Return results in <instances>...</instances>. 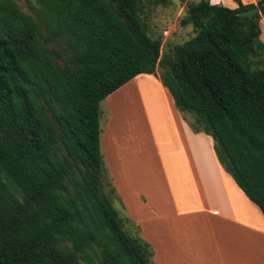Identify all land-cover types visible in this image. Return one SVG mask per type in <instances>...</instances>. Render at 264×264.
<instances>
[{"label":"trees","instance_id":"16d2710c","mask_svg":"<svg viewBox=\"0 0 264 264\" xmlns=\"http://www.w3.org/2000/svg\"><path fill=\"white\" fill-rule=\"evenodd\" d=\"M161 1L37 0V23L0 0V264H154L114 205L99 104L158 67L176 109L211 136L220 165L264 216V0L188 3L180 25L195 37L170 56L141 18ZM54 40L63 63L47 46Z\"/></svg>","mask_w":264,"mask_h":264},{"label":"crops","instance_id":"0c3cea01","mask_svg":"<svg viewBox=\"0 0 264 264\" xmlns=\"http://www.w3.org/2000/svg\"><path fill=\"white\" fill-rule=\"evenodd\" d=\"M209 2L238 6L236 0ZM259 28L264 44V17ZM141 80L155 86L146 92L151 96L145 95L163 102L154 116L148 113L147 134L117 123L119 111L108 102ZM104 101L108 116L101 125L100 148L105 167L128 218L151 245L154 264H264L261 210L220 165L211 136L195 132L189 125L192 116L176 109L160 79L138 74Z\"/></svg>","mask_w":264,"mask_h":264},{"label":"rangeland","instance_id":"374dc122","mask_svg":"<svg viewBox=\"0 0 264 264\" xmlns=\"http://www.w3.org/2000/svg\"><path fill=\"white\" fill-rule=\"evenodd\" d=\"M13 1L20 8V10L31 15L36 20V22L39 23L40 19L37 16V7H38L37 0H13ZM191 2H195V0H179L178 3H176L175 0H162L159 3H151V4L146 3L143 11L141 12V18L147 27L148 35L152 38L161 39V55L170 56L173 52L174 46L180 44V42L178 41H183V42L185 41L183 39L182 33L184 32V29H186L188 25L181 26L180 19L185 14L187 4ZM43 32L46 33V30L44 28H43ZM186 34L189 37L192 36V33H186ZM47 46L58 51V53L61 55L58 61L60 63H63L65 55L59 43L54 40L51 41ZM260 52L262 54V57H264V51H260ZM252 58L254 59L255 62L253 66L254 67L260 66L256 62L257 60H259L260 57H252ZM161 71L162 69L158 67L156 70V75L154 74L153 75L156 78H159ZM154 87L155 86L153 85V83L145 82L141 80L139 82H134L131 86H129V88L121 90L113 99L111 98L108 101L109 105L113 106L114 104L119 111V112L115 111V115H116L115 121L119 124L124 123L125 126L128 128L133 127L137 129L140 134L141 133L147 134L148 123L145 124L144 122L148 121L149 118L148 113L150 112L151 114L153 111L152 116H154V112L156 111L158 112L161 109L159 104L163 103L158 98L151 99L145 95V93L146 92L149 93L150 90L154 91L155 90ZM148 93L146 94L151 96ZM111 101H113V103ZM99 108H100L99 122H100V126L102 125V129H103L105 120L108 116V112L106 110V105L104 100L100 102ZM191 120L192 118H189V121ZM144 149L146 154L148 152L146 151L147 148ZM110 180L118 197V200L116 198L114 199V205L118 210L124 229L127 232L133 230L138 231L137 235L141 237V233L139 232V229H136V227L134 226V222L128 218L125 209H123L124 206L122 204L123 202L121 200V196L118 194V191L116 187L113 185L111 178ZM127 198L130 202L132 201L130 195ZM80 264H85V263L81 261Z\"/></svg>","mask_w":264,"mask_h":264},{"label":"clouds","instance_id":"9594fccd","mask_svg":"<svg viewBox=\"0 0 264 264\" xmlns=\"http://www.w3.org/2000/svg\"><path fill=\"white\" fill-rule=\"evenodd\" d=\"M175 2L178 3L179 0H175ZM195 2L198 4L199 3V0H195ZM181 11H182V9H181ZM186 33H192V37L191 38H194L195 37V32H194V29H193V25L189 24L186 27V29H184V32L182 33L184 40L189 39V36ZM178 42L183 43V41H178Z\"/></svg>","mask_w":264,"mask_h":264},{"label":"water","instance_id":"95a60500","mask_svg":"<svg viewBox=\"0 0 264 264\" xmlns=\"http://www.w3.org/2000/svg\"><path fill=\"white\" fill-rule=\"evenodd\" d=\"M257 12H258V7H257V5H255L254 7L240 11L237 14H238V16H252Z\"/></svg>","mask_w":264,"mask_h":264},{"label":"snow or ice","instance_id":"6c2138e0","mask_svg":"<svg viewBox=\"0 0 264 264\" xmlns=\"http://www.w3.org/2000/svg\"><path fill=\"white\" fill-rule=\"evenodd\" d=\"M214 2H219V0H214Z\"/></svg>","mask_w":264,"mask_h":264}]
</instances>
